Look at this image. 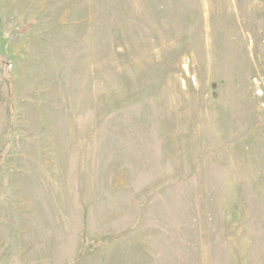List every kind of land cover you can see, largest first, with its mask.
I'll return each mask as SVG.
<instances>
[{"label":"rangeland","instance_id":"obj_1","mask_svg":"<svg viewBox=\"0 0 264 264\" xmlns=\"http://www.w3.org/2000/svg\"><path fill=\"white\" fill-rule=\"evenodd\" d=\"M0 264H264V0H0Z\"/></svg>","mask_w":264,"mask_h":264}]
</instances>
